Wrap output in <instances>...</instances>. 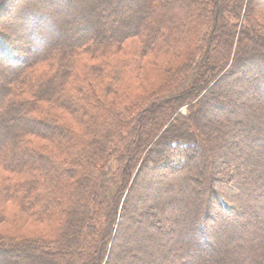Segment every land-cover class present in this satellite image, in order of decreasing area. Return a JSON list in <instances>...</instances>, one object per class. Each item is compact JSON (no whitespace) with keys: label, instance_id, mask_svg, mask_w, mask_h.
I'll list each match as a JSON object with an SVG mask.
<instances>
[{"label":"trees","instance_id":"16d2710c","mask_svg":"<svg viewBox=\"0 0 264 264\" xmlns=\"http://www.w3.org/2000/svg\"><path fill=\"white\" fill-rule=\"evenodd\" d=\"M0 264H264V0H0Z\"/></svg>","mask_w":264,"mask_h":264},{"label":"rangeland","instance_id":"374dc122","mask_svg":"<svg viewBox=\"0 0 264 264\" xmlns=\"http://www.w3.org/2000/svg\"><path fill=\"white\" fill-rule=\"evenodd\" d=\"M127 56H129V55H127ZM144 59V61L145 60H148V59H150V56H146V57H144L143 58ZM94 60H91V62H93ZM211 135H213V137L215 138V140L216 141H218V137H217V135H218V132H216V130L215 131H212V134ZM152 196H154V195H152ZM151 200V199H150ZM20 227H19V229H20V231H22V232H27V231H31L29 228H28V226H26V224H24V225H22V223L19 225ZM13 227V226H12ZM5 228H6V230L7 231H9V232H13V228H15V227H13V228H10L9 226H6L5 225ZM33 231H35V230H32L31 232H33ZM165 252H163V254H164Z\"/></svg>","mask_w":264,"mask_h":264}]
</instances>
